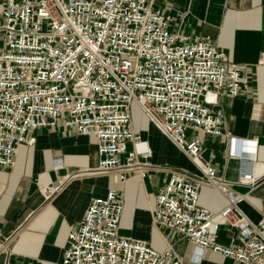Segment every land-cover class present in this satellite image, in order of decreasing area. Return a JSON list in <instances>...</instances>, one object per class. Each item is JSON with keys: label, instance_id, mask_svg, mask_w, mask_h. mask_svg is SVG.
Wrapping results in <instances>:
<instances>
[{"label": "built area", "instance_id": "1", "mask_svg": "<svg viewBox=\"0 0 264 264\" xmlns=\"http://www.w3.org/2000/svg\"><path fill=\"white\" fill-rule=\"evenodd\" d=\"M0 5V169L15 166L29 133L63 118L67 128L95 137V172L120 169L121 182L130 170L145 176L147 163L138 157H151L152 149L134 129L137 106L196 168L172 173L157 195L154 223L180 232L195 262L212 252L264 264V217L253 222L246 216V195L204 158L202 141L189 137L193 131L227 136L232 151L245 154L247 143L224 131L222 115L207 104L224 91L232 99L243 94L245 65L230 62L208 38L174 30V17L151 0ZM206 185L226 200L218 213L198 203ZM123 210L124 196L114 188L91 198L68 233L62 264H185L171 248L160 252L121 235ZM221 222L232 230L230 244L218 241Z\"/></svg>", "mask_w": 264, "mask_h": 264}, {"label": "crops", "instance_id": "2", "mask_svg": "<svg viewBox=\"0 0 264 264\" xmlns=\"http://www.w3.org/2000/svg\"><path fill=\"white\" fill-rule=\"evenodd\" d=\"M151 1L174 17V30L210 39L230 62L247 67L240 97L229 98L224 91L207 103L222 115L224 131L247 143L245 154L233 152L227 136L193 131L189 137L202 141L204 158L236 191L246 195L241 208L257 222L264 217V0ZM1 11L0 5V16ZM144 118L142 125L133 122V126L151 147L152 156L138 157L147 163L145 176L130 170L124 182L120 169L95 172V137L67 128L63 118L54 127L28 134L27 142L18 146L15 166L0 169V264H62L68 233L79 225L91 198L104 196L110 188L124 196L121 235L145 240L160 252L171 248L185 264H242L212 252L195 262L191 260L193 246L180 232L154 223L157 195L172 173L196 168ZM133 148L130 143L128 149ZM55 182L59 188L46 195L41 188ZM198 203L218 213L226 200L206 185ZM231 235L230 227L221 222L218 241L230 244Z\"/></svg>", "mask_w": 264, "mask_h": 264}, {"label": "rangeland", "instance_id": "3", "mask_svg": "<svg viewBox=\"0 0 264 264\" xmlns=\"http://www.w3.org/2000/svg\"><path fill=\"white\" fill-rule=\"evenodd\" d=\"M133 119H134V122H136L139 125H142L145 122L144 114L137 106L133 107ZM129 146H130V143H128V148Z\"/></svg>", "mask_w": 264, "mask_h": 264}, {"label": "bare ground", "instance_id": "4", "mask_svg": "<svg viewBox=\"0 0 264 264\" xmlns=\"http://www.w3.org/2000/svg\"><path fill=\"white\" fill-rule=\"evenodd\" d=\"M44 188H46V187H44ZM44 191H45L46 195H49L53 191V189L47 188V189H44Z\"/></svg>", "mask_w": 264, "mask_h": 264}, {"label": "water", "instance_id": "5", "mask_svg": "<svg viewBox=\"0 0 264 264\" xmlns=\"http://www.w3.org/2000/svg\"><path fill=\"white\" fill-rule=\"evenodd\" d=\"M53 186L58 187V186H59V182H55V183L53 184Z\"/></svg>", "mask_w": 264, "mask_h": 264}]
</instances>
